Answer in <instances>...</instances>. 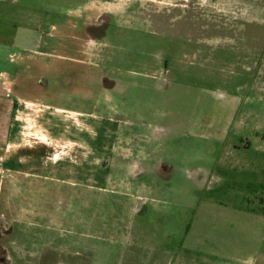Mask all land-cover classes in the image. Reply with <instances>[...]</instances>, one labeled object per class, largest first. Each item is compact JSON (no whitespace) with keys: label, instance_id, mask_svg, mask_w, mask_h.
Segmentation results:
<instances>
[{"label":"rangeland","instance_id":"obj_1","mask_svg":"<svg viewBox=\"0 0 264 264\" xmlns=\"http://www.w3.org/2000/svg\"><path fill=\"white\" fill-rule=\"evenodd\" d=\"M90 1L0 7V264H264V0Z\"/></svg>","mask_w":264,"mask_h":264},{"label":"crops","instance_id":"obj_2","mask_svg":"<svg viewBox=\"0 0 264 264\" xmlns=\"http://www.w3.org/2000/svg\"><path fill=\"white\" fill-rule=\"evenodd\" d=\"M4 0H0V7L2 5ZM92 3V0L90 1ZM91 5V4H90ZM7 7H10L7 6ZM99 17H97L94 21H96ZM100 24V23H97ZM0 80H3V87H0V146L4 145V139L6 136V126H8V131L10 132V130H12L13 124L15 122L18 121V117L16 116L17 111H16V106L19 103L20 98L17 99H13L11 97V95H7L5 96V94H2V91H11L12 93V89H13V83H14V79H12L9 75L5 74L4 72L0 73ZM10 93V94H11ZM19 100V101H17ZM12 120H11V118ZM9 122H11L9 124ZM19 135H20V129H19ZM19 146V144H18ZM11 179H0V196L1 193L4 192L5 193V197L12 195L11 194V190H10V184L14 185V182H9ZM6 229L5 226H0V229ZM23 248V247H21ZM131 247L128 248H123L122 252L117 255L115 258H112L111 261L109 262H105L104 264H173V261L167 260V261H163V263H160L158 261H153V260H149L148 258H140V255L137 252H133V251H127L128 249H130ZM87 249H90L89 247H87ZM30 254L28 253V256ZM109 257L111 258V254L109 255ZM94 264H96L94 262ZM97 264H103L101 262V260L99 259V261L97 262ZM177 264H184L183 260L178 259L177 260Z\"/></svg>","mask_w":264,"mask_h":264},{"label":"flooded vegetation","instance_id":"obj_3","mask_svg":"<svg viewBox=\"0 0 264 264\" xmlns=\"http://www.w3.org/2000/svg\"><path fill=\"white\" fill-rule=\"evenodd\" d=\"M174 4L173 6L175 7H184V8H190V7H196V4H198L199 2H197L196 0H174ZM208 1V4H206L205 6L206 7H212V5L214 4L215 0H207ZM206 1V2H207ZM106 16L104 15H101L97 21L100 22L99 25H102L104 23V18ZM107 21V19L105 20ZM102 22V23H101Z\"/></svg>","mask_w":264,"mask_h":264}]
</instances>
